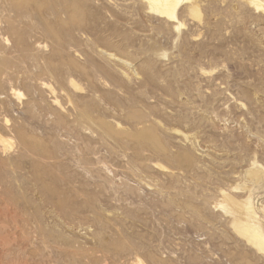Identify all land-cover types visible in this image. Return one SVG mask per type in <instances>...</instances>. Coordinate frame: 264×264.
<instances>
[{
    "label": "rangeland",
    "instance_id": "obj_1",
    "mask_svg": "<svg viewBox=\"0 0 264 264\" xmlns=\"http://www.w3.org/2000/svg\"><path fill=\"white\" fill-rule=\"evenodd\" d=\"M183 1L171 21L0 0L1 243L33 264H264L220 205L249 194L264 233V6Z\"/></svg>",
    "mask_w": 264,
    "mask_h": 264
},
{
    "label": "bare ground",
    "instance_id": "obj_2",
    "mask_svg": "<svg viewBox=\"0 0 264 264\" xmlns=\"http://www.w3.org/2000/svg\"><path fill=\"white\" fill-rule=\"evenodd\" d=\"M146 1L148 3L149 9L152 12H154L155 14H158L160 16H163V17H165L171 21L176 20V9L180 4L184 3L183 0H146ZM262 1H264V0H248L249 3H251L257 7V10L259 9V7L264 6V2H262ZM191 2H190L191 6H189L190 11L192 14L196 15L198 13V9H197L198 5H197L195 0H192ZM144 4H145V1H144ZM260 10L262 11V9H260ZM175 28H176V26H175ZM51 91H52V89H51ZM15 93H16V91H15ZM0 138H2V137H0ZM3 138H5V137H3ZM4 140H6V139H4ZM0 141H2V140H0ZM6 142H7V140H6ZM1 143L4 145L3 142H1ZM254 172H255V170H254ZM251 174H253V171L251 172ZM251 174H250V176H251ZM248 195L249 194H247V198H245L246 200H241V201H236L233 198H231L229 195H226V196H225V194L221 195V196H225V199H224V201L221 202L220 205H222V207L227 211V213L231 214V216H232L231 223L235 226L238 233L245 236L246 241H249L259 252L264 254V233L261 231V229L259 227L260 224L258 225L259 221L257 222L258 218L256 215V211L254 210V207H253L252 202H251V198L248 197ZM234 196H236V195H234ZM263 222H264V220H263ZM16 233L17 232H15V234ZM7 237H8V235L3 236V239H7ZM12 238L13 237L11 236V239ZM18 243H19V241H18ZM24 246L17 245V243L13 244V242H3V243L0 242V264H33L31 259L28 256V250ZM134 263L135 264H142V262L139 260L134 261ZM38 264H43V262H39Z\"/></svg>",
    "mask_w": 264,
    "mask_h": 264
}]
</instances>
